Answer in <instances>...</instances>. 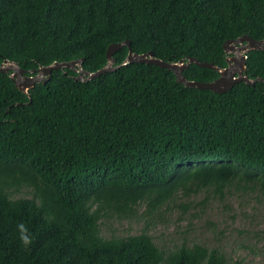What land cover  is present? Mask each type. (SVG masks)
Instances as JSON below:
<instances>
[{
	"label": "trees",
	"instance_id": "1",
	"mask_svg": "<svg viewBox=\"0 0 264 264\" xmlns=\"http://www.w3.org/2000/svg\"><path fill=\"white\" fill-rule=\"evenodd\" d=\"M243 35L264 40V0H0V64L25 76L78 59L96 72L124 41L163 62L224 68L223 44ZM127 53L114 52V65ZM246 56L247 77L264 79V51ZM75 76L52 71L25 95L0 73V264H244L197 244L165 254L144 232L106 239L100 226L141 204L156 213L178 194H264V83L215 94L140 63L85 83ZM183 76L218 74L190 64ZM23 189L29 198H15ZM18 223L33 235L28 249Z\"/></svg>",
	"mask_w": 264,
	"mask_h": 264
},
{
	"label": "rangeland",
	"instance_id": "2",
	"mask_svg": "<svg viewBox=\"0 0 264 264\" xmlns=\"http://www.w3.org/2000/svg\"><path fill=\"white\" fill-rule=\"evenodd\" d=\"M14 194L29 198L26 189ZM142 232L165 254L182 244H197L216 250L228 261L264 264V194L256 186L231 188L221 201L210 190L189 197L178 194L175 204L156 213L141 204L132 216L107 217L100 226L106 239Z\"/></svg>",
	"mask_w": 264,
	"mask_h": 264
},
{
	"label": "water",
	"instance_id": "3",
	"mask_svg": "<svg viewBox=\"0 0 264 264\" xmlns=\"http://www.w3.org/2000/svg\"><path fill=\"white\" fill-rule=\"evenodd\" d=\"M122 47L128 49L125 60L120 65H114L112 55ZM224 54L226 55V67L219 68L212 63L200 62L198 59L188 57L179 60L175 63H167L157 59L154 53L147 52L141 55L134 54L130 50V42L124 41L122 43L111 44L108 46L105 57L106 65L96 72H88L83 70V59H78L64 63H52L47 67H42L37 70H32L30 76H25V71L20 69L19 66L7 60H3L0 64V73H10L9 78L16 87V89L23 94L27 95L28 91L33 89L35 84L45 83L50 78L52 71L70 69L76 76L73 77L74 81L88 82L98 78L104 73L114 72L121 66H126L133 63H140L146 65H154L162 69H166L174 75L175 81L178 84L187 88H195L198 90H208L215 94H223L229 92L232 87L237 83H244L247 86H253L256 82L264 83L262 78H248L246 75V58L247 53L250 51H264V40H254L249 36L243 35L234 40H228L223 44ZM190 64L200 68L214 70L218 77L209 83H200L196 81H188L183 76ZM33 74V75H32ZM66 75V72L63 73ZM22 105V104H17Z\"/></svg>",
	"mask_w": 264,
	"mask_h": 264
},
{
	"label": "clouds",
	"instance_id": "4",
	"mask_svg": "<svg viewBox=\"0 0 264 264\" xmlns=\"http://www.w3.org/2000/svg\"><path fill=\"white\" fill-rule=\"evenodd\" d=\"M17 240L23 249H28L33 243V235L24 223L16 225Z\"/></svg>",
	"mask_w": 264,
	"mask_h": 264
},
{
	"label": "flooded vegetation",
	"instance_id": "5",
	"mask_svg": "<svg viewBox=\"0 0 264 264\" xmlns=\"http://www.w3.org/2000/svg\"><path fill=\"white\" fill-rule=\"evenodd\" d=\"M7 74H9L10 75V73H7ZM33 75V74H32ZM30 76V75H29Z\"/></svg>",
	"mask_w": 264,
	"mask_h": 264
}]
</instances>
